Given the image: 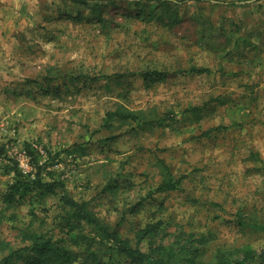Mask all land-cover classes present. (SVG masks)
Wrapping results in <instances>:
<instances>
[{"label": "rangeland", "instance_id": "1", "mask_svg": "<svg viewBox=\"0 0 264 264\" xmlns=\"http://www.w3.org/2000/svg\"><path fill=\"white\" fill-rule=\"evenodd\" d=\"M137 3H104L101 22L89 19L93 3L0 0V149L20 159L31 142L60 153L57 178L75 199L131 240L160 223L157 243L176 247V264H191L196 250V263L210 264L263 247L264 0ZM154 71L168 76H142ZM118 108L173 111L180 122L103 129ZM161 162L187 177L181 190L152 194L167 173ZM3 163L0 194L12 178ZM58 202L9 209L0 197V251L29 245V229L59 237Z\"/></svg>", "mask_w": 264, "mask_h": 264}, {"label": "trees", "instance_id": "2", "mask_svg": "<svg viewBox=\"0 0 264 264\" xmlns=\"http://www.w3.org/2000/svg\"><path fill=\"white\" fill-rule=\"evenodd\" d=\"M75 4L89 6L92 8L90 20L104 22V3L115 4L117 1L127 0H70ZM141 3L158 2L161 6L171 3L175 5L185 4L189 1L202 0H136ZM137 3V4H139ZM236 6L235 2L229 3ZM192 73H210V69H192ZM178 74H183L179 72ZM145 80L156 76L159 80H164L168 75L154 71L145 73ZM92 80H96L95 78ZM221 101V99H217ZM200 108H189L184 111L188 114H197ZM123 125L136 124L134 130L145 128H164L179 123L178 115L173 111L160 114L156 108L142 111H131L126 108H118L109 111L102 128L111 130L115 123ZM168 122V123H167ZM219 128L211 129L205 133L210 136ZM43 150V148H42ZM23 153L29 159L30 172H26L21 163L14 156H11L3 146L0 155L4 156V163L1 169L4 174L11 176V182L4 193L0 194L2 202L7 208H18L29 204L36 206L42 204L48 198H57L60 213L56 216L53 228L59 231V237L54 230L40 232L30 230L24 231L23 241L28 243L26 247L14 250L9 248V244H2L0 251V264H117L110 260L114 254H119L126 258L131 264H176V247L174 245L158 244L157 238L161 235L160 223L147 224L144 228L136 231L133 240L125 238L120 233L121 223L112 227L103 222L96 213L89 207L86 201L75 199L66 188L63 181L57 178L55 167L61 161L60 153L45 149L41 151L35 143L26 142L23 146ZM74 151L73 153H76ZM58 160V161H57ZM164 165L167 173L163 176L160 186L154 193L164 191H177L182 189L183 181L187 178L182 176L175 179L170 167ZM88 229V230H87ZM259 233L264 235V227ZM149 242L148 250L143 249V245ZM82 247L83 252L74 251L73 247ZM194 251L191 255V264L196 263ZM259 257H264V246L258 249L246 246L226 253L220 252L216 256L217 261L210 264H251ZM108 258V260H107Z\"/></svg>", "mask_w": 264, "mask_h": 264}, {"label": "built area", "instance_id": "3", "mask_svg": "<svg viewBox=\"0 0 264 264\" xmlns=\"http://www.w3.org/2000/svg\"><path fill=\"white\" fill-rule=\"evenodd\" d=\"M39 149L41 150V151H43L40 147H39ZM21 155H20V159H19V157H17V159H18V161L21 163V167H22V163L24 164V163H27V165H28V168H29V159H28V157L26 156V154L25 153H23V152H21L20 153ZM23 168V167H22ZM24 169V168H23ZM25 170V169H24ZM26 172H30L31 171V169H30V171H28V170H25Z\"/></svg>", "mask_w": 264, "mask_h": 264}]
</instances>
